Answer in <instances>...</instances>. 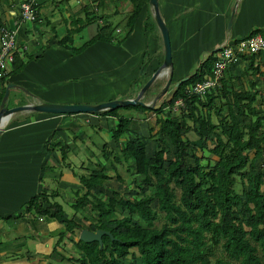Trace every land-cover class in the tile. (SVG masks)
<instances>
[{
    "label": "trees",
    "instance_id": "16d2710c",
    "mask_svg": "<svg viewBox=\"0 0 264 264\" xmlns=\"http://www.w3.org/2000/svg\"><path fill=\"white\" fill-rule=\"evenodd\" d=\"M126 1L131 7L124 23L127 33L148 0ZM95 12L92 7L84 10L83 25L96 19ZM151 18L148 12L145 27ZM102 22L89 43L110 32ZM71 35L67 30L58 43ZM214 54L209 53L185 81L172 88L168 102L183 96L185 87L210 72ZM262 56L241 55V60L227 65L218 85L202 96L185 98L177 112H163L165 103L159 104L153 110L160 115L147 138L131 128L130 117L118 114L121 108L146 107L133 104L103 111L116 118L110 134L123 147L116 152L105 146L99 152L103 162L96 157L93 166L73 174L81 193H72L71 216L60 203L50 201L46 189L26 203V211L64 225L53 251L62 242L76 253L60 254L61 260L69 264H264V94L256 85L257 77L264 75ZM2 94L1 90L0 99ZM146 139L154 142L150 155ZM204 150L216 158L212 163H202L204 156L197 152ZM110 180L115 187L107 186ZM104 186L108 195L99 189ZM74 216L86 222L88 230H102L99 241L74 240L75 232L82 229Z\"/></svg>",
    "mask_w": 264,
    "mask_h": 264
},
{
    "label": "crops",
    "instance_id": "0c3cea01",
    "mask_svg": "<svg viewBox=\"0 0 264 264\" xmlns=\"http://www.w3.org/2000/svg\"><path fill=\"white\" fill-rule=\"evenodd\" d=\"M21 1L0 0V28L12 29L16 39L13 61L0 81V91L9 86L7 107L36 103L94 105L132 99L162 62L159 32L152 28L151 21L148 27L144 25L147 13L151 14L149 4L143 5L127 33L124 22L122 27L113 25L103 38L89 43L102 25L100 15L129 13L128 1L104 0L96 7L94 4L99 0H35L33 21L20 19ZM157 3L171 48V65L166 69L171 73L165 93L168 97L160 94L167 79L163 74L152 82L151 92L146 93L147 88L140 96L146 109H135L127 115L131 128L146 138L152 127H148L146 134L139 127L147 121L151 124L158 113L147 108L165 103L175 83L191 75L193 64L198 66L229 40L247 37L252 32L264 36V0H157ZM90 7L96 10V19L83 25L84 10ZM67 30L72 35L59 44ZM104 110L73 114L21 110L4 120L0 130V264L49 261L62 264L58 249L76 253L62 242L54 252L56 237L64 231V225L53 218L35 216L25 207L28 199L43 189L50 201H55L54 195L60 188L81 193L72 174L75 168L81 170L85 162L77 164L71 159L77 155L73 143L87 140L77 135L80 130L87 135L93 132L92 127L103 128L101 133L111 147L117 145V151L122 149V143L113 142L110 134L116 118ZM150 141L146 139L148 155L154 145L153 142L150 146ZM96 156L102 160L100 154ZM50 172L61 174L56 179L57 185L53 184ZM72 195L61 199L71 204ZM73 219L81 226L82 219L77 216ZM81 228L87 229L86 224ZM79 232H75L74 240Z\"/></svg>",
    "mask_w": 264,
    "mask_h": 264
},
{
    "label": "built area",
    "instance_id": "2783aa9c",
    "mask_svg": "<svg viewBox=\"0 0 264 264\" xmlns=\"http://www.w3.org/2000/svg\"><path fill=\"white\" fill-rule=\"evenodd\" d=\"M35 0H23L19 4V17L22 21H33ZM113 41V39H111ZM15 32L2 26L0 28V81L7 75V67L13 61L15 51ZM258 53L264 55V37L259 33L227 41L215 51L210 72L199 82L183 89V96L161 107L163 112H177L184 106V99L191 95L202 96L206 91L218 85L228 64L241 60V55Z\"/></svg>",
    "mask_w": 264,
    "mask_h": 264
},
{
    "label": "water",
    "instance_id": "95a60500",
    "mask_svg": "<svg viewBox=\"0 0 264 264\" xmlns=\"http://www.w3.org/2000/svg\"><path fill=\"white\" fill-rule=\"evenodd\" d=\"M148 4L151 10L152 19L158 29L160 40L163 49V59L160 66L150 75V77L143 83V85L139 88L136 96L132 99H124V100H111L104 101L94 105L90 104H60V103H36V104H24V105H16L12 107H7L5 104V100L8 95V87L6 86L2 97L0 99V130L1 125L12 113L21 111V110H34V111H42L46 113H55V114H73L78 112H92L97 113L104 109H112L119 106L125 105H133L142 103L140 101L141 94L150 86V84L157 79L160 75L167 74V79L161 89V95L168 92V86L171 80V73L166 69L171 65V48L170 41L168 36V30L163 22L159 10L157 0H148ZM230 22V21H229ZM188 77H184L179 79L174 87H176L179 83L185 81ZM157 97H155L156 99ZM102 230L90 231L88 229H81L78 235L77 240H81L83 242L90 241H99Z\"/></svg>",
    "mask_w": 264,
    "mask_h": 264
},
{
    "label": "rangeland",
    "instance_id": "374dc122",
    "mask_svg": "<svg viewBox=\"0 0 264 264\" xmlns=\"http://www.w3.org/2000/svg\"><path fill=\"white\" fill-rule=\"evenodd\" d=\"M130 11V10H129ZM128 11V12H129ZM127 15H128V13H124V14H122L121 12H115V13H111V14H105V15H103V17H102V20L105 22V24H108L106 27H107V29H109V28H112V26L113 25H116V26H118L119 28L120 27H122V25H123V23L125 22V20H126V17H127ZM103 23V22H102ZM109 23H110V25H109ZM151 24H152V28L153 29H155V30H157V32H158V29H156L157 27H156V25H155V23H154V21H153V19L151 18ZM123 37V36H122ZM118 40H121V39H118ZM204 57V55H201V59ZM192 68H191V73L195 70V68L197 67V65H195V64H193L192 66H191ZM166 74V73H165ZM166 76H167V74H166ZM256 85H257V88H259L261 91H262V93L264 94V75H262V76H260V77H257V79H256ZM153 87H154V84H150V86L148 87V90H147V92L146 93H149V92H151L152 90H153ZM139 91V90H138ZM168 97V94H165V96H164V98H167ZM141 101V100H140ZM11 102V100H10V97H9V103ZM142 102V101H141ZM6 103H8V98H7V100H6ZM138 105H141V106H144V103L142 102V103H138ZM260 108H262V107H260ZM146 109V108H145ZM121 109H119L118 110V112L120 111ZM147 110H150V111H152L153 110V108H151L150 106L147 108ZM132 111H134V109H131V108H129V109H123L122 108V110L120 111L121 112V114H123L125 117H127V115L128 114H130ZM154 111V110H153ZM152 111V112H153ZM156 115H154V117L156 118V117H158L160 114L159 113H155ZM176 114H178V113H176ZM151 125V126H150ZM154 126V121L152 120L151 121V124H149V121H147V124H144V125H142V126H140L139 127V130H142V132L144 133V134H146L147 133V131H148V129L150 128V127H153ZM149 127V128H148ZM102 129L103 128H99V127H92V130H93V132H91V134H87V135H85V134H83L82 133V131L80 130L79 131V133L77 134V135H79V136H85V138L87 139L86 141H84V142H78V141H75L74 143H73V146H74V149H75V151H77V152H75L74 154H76L77 153V155L75 156V157H73V158H71L72 160H74V162L75 163H77V164H79L80 162H85V164H84V166L82 167V169L81 170H84V167H91V166H93V164L95 163V159H96V155L97 154H99V152H100V154H101V149H103L105 146H108V147H110V148H112V149H114L116 152H117V150H118V146L117 145H114V143H113V145H114V147H111V144H110V142H108L109 140H107V137L105 136V135H102V133H101V131H102ZM137 129H138V127H137ZM126 136V135H125ZM190 138H192L193 137V135L192 134H189L188 135ZM113 140V139H112ZM113 142H115L114 140H113ZM150 146H152L153 145V141L151 140L150 141ZM209 147H210V145H209ZM96 151H97V154H96ZM92 153V154H91ZM94 154H96V155H94ZM197 154L198 155H200V154H203V156H204V159L202 160V163H205L207 160L210 162V163H212L216 158L212 155V154H210L208 151H206V150H204V151H202L201 153H200V151H198L197 152ZM89 155L91 156V157H89ZM100 162H103V160H99ZM75 170V172H74V175L75 174H78V173H80L81 172V170H79L78 168H75L74 169ZM77 171V172H76ZM60 172V171H59ZM59 172H54V173H52V172H50L49 174H51L50 176L53 178V184L54 185H57V180L56 179H58L59 178V175L61 176V174L59 173ZM46 175V174H45ZM72 176H73V174H72ZM74 178H75V180H76V177L75 176H73ZM108 183H109V185H107L108 187L109 186H112V187H115L116 186V183H115V181H113V180H110V181H108ZM107 186H104V187H100L99 189L102 191V193L103 194H109V190H108V188H107ZM57 192V191H56ZM72 195V193L70 192V189L68 188V190H64V188H60L59 190H58V192H57V195H54V197H55V201L56 202H58V203H60L61 204V206H62V209L64 210V212L69 216V214L72 212V209H71V207H70V203H67V202H65V201H63L61 198L63 197V198H66V197H70ZM59 196H61V197H59ZM50 198V197H49ZM73 201V199L71 200V202ZM153 205H154V203H153ZM124 214H126L127 212L126 211H124L123 212ZM80 222H81V226H84L85 224H86V222H82L81 220H80ZM58 251V253L59 254H63V255H65V256H67V255H69L70 253H67V251H65L66 253H64V252H61L59 249L57 250ZM123 261H125V262H127L128 261V258H125ZM50 263H53L52 261H49V262H46V263H44V264H50ZM53 264H55V263H53ZM62 264H69L67 261H63V263Z\"/></svg>",
    "mask_w": 264,
    "mask_h": 264
}]
</instances>
